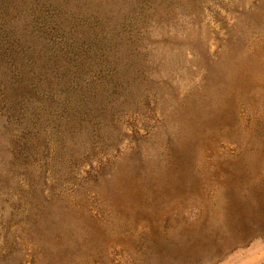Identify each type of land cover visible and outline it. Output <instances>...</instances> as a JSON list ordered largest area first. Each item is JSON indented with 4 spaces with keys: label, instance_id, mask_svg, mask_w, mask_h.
Here are the masks:
<instances>
[{
    "label": "rangeland",
    "instance_id": "rangeland-1",
    "mask_svg": "<svg viewBox=\"0 0 264 264\" xmlns=\"http://www.w3.org/2000/svg\"><path fill=\"white\" fill-rule=\"evenodd\" d=\"M25 7H0V264H264V0Z\"/></svg>",
    "mask_w": 264,
    "mask_h": 264
},
{
    "label": "trees",
    "instance_id": "trees-1",
    "mask_svg": "<svg viewBox=\"0 0 264 264\" xmlns=\"http://www.w3.org/2000/svg\"><path fill=\"white\" fill-rule=\"evenodd\" d=\"M45 1L48 0H0V7L18 12L20 10L25 11V6H29L30 3H33V5L36 6L37 4H41ZM69 5H71V1Z\"/></svg>",
    "mask_w": 264,
    "mask_h": 264
}]
</instances>
